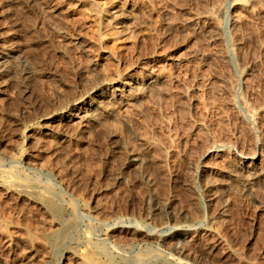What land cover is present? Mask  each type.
I'll list each match as a JSON object with an SVG mask.
<instances>
[{
    "label": "rangeland",
    "instance_id": "374dc122",
    "mask_svg": "<svg viewBox=\"0 0 264 264\" xmlns=\"http://www.w3.org/2000/svg\"><path fill=\"white\" fill-rule=\"evenodd\" d=\"M32 1L0 3V39L23 46L28 63V75L15 66L0 80V264H264V183L254 185V199L227 194L215 239L205 232L216 206L202 186L204 172L216 178L237 170L242 154L259 160L260 147L264 154V9L257 4L249 15L234 0ZM205 11L215 13V40L213 27L197 18ZM234 15L242 17L237 24ZM151 72L160 76L154 93L119 109L126 123L115 117L85 132L64 129L63 143L41 135L44 113L66 114L90 83ZM243 103L261 109L258 121L251 123ZM74 212L67 240L52 250L47 235ZM177 228L187 230L183 245L175 243Z\"/></svg>",
    "mask_w": 264,
    "mask_h": 264
},
{
    "label": "bare ground",
    "instance_id": "6f19581e",
    "mask_svg": "<svg viewBox=\"0 0 264 264\" xmlns=\"http://www.w3.org/2000/svg\"><path fill=\"white\" fill-rule=\"evenodd\" d=\"M0 1H1L0 2L1 4L4 3L5 6H7V7H9V6L17 3V0H11V1H7V0L6 1L5 0L3 1V0H0ZM25 3L27 5H29V6H31L32 3H33V1L32 0L31 1L30 0H25ZM257 4H259L262 7V9H264V0H234L232 6L235 9L240 10V11H242V12L250 15L253 12V8ZM5 14L6 13L2 9H0V19L4 18L5 17ZM214 14H212V13H210L208 11H205V12H201L199 14V16L197 17V18H199L202 21V23H205L206 25H208L210 27H213L212 30H211L212 32H210L209 33L210 35H208L210 39H214L215 38V31L216 30H215V27L214 26L216 24V19L213 16ZM115 18L116 19H120L121 18V14H119L117 12L115 14ZM232 20H233L232 22L234 24H237V23H239L242 20V17H241V15H234ZM236 37H238V36H236ZM240 38L241 37H239V40H240ZM8 40L9 41L11 40V38H9L8 36L5 37V38H1L0 39V80L7 76L8 71H9L10 68H13L15 66L22 67L21 72L19 71L20 73H22L21 76L22 75H28V72H27L28 71V68H27L28 67V63L25 60V58L23 57V51H24L25 48L23 46L15 45L14 44L15 46L14 47L12 46L13 48L11 49V47L9 46L10 45V42L8 43ZM232 40H234V39H232ZM240 42H241V40L239 42L238 41H235L234 43L232 42L233 44L231 45L230 53L232 55H234V57L235 56L236 57L238 56L239 49H237V45ZM7 44H8V46H7ZM237 58H239V56ZM241 60H243V59H240V61ZM245 61L246 60H244V62ZM238 63H239V61H238ZM245 68H246V63H243V62L239 65V69H238V66H237V69L240 70L241 72H243L245 70ZM80 76H81V79L82 80L87 81V79H88V74L87 73L86 74L85 73H82ZM159 81H160V76H158L156 74H153L151 72L148 75L133 76V75H128L127 74V75H123V77H121L120 79H117L116 78L115 80L114 79H112V80L110 79V80H107V81L103 79V80L98 81V82L97 81L92 82V83L89 84L88 87H86L84 89V91H82L83 93L79 97L73 98V99H71V100L68 101V103L66 104V110H65L66 114L65 113L63 114V112L61 113V112L52 111V110H51V112L44 113V115L42 114L43 116L41 117L40 123H39L40 133H41V135L43 137L52 139L56 143H63L68 138V134H67V132L64 129H66V130L72 129V130L77 131L78 133L79 132H85V131H87V130H89L91 128L93 129V127L100 126V124H102V123L104 124V122L107 123V122L111 121L112 119L114 120L115 117L116 118L119 117V119L122 120L123 123H126V119L122 117V113L119 110L120 107L130 106L131 104H134L135 101L139 97L153 94L154 91H155V88H156L155 85ZM2 91H3V88L0 86V94L2 93ZM233 100H236V99H233ZM243 105H244V108L243 109L245 110V112H246L247 116L249 117L251 123H254V121L257 120V118H258V114H259L258 111H260L261 109L259 108V109H257L258 110L257 111V110H255V108H252L253 106L252 107L251 106H248V104H245V103H243ZM263 113L264 112H262V115H263ZM123 116H124V114H123ZM34 123H35V121H34ZM36 127H35V129H36ZM25 128H26V126H25ZM29 133L30 134H28L27 136L25 135V136L29 140L30 139H33L35 137L34 132L33 131H29ZM68 140H70V139H68ZM109 140H111L114 143L116 142V144H117L118 141H119V138L116 135H111V136H109ZM260 146H261V144H260ZM262 146H264V144H262ZM125 147H127V146H125ZM216 148H217L216 146H213V147L211 146V148L208 149L209 151H207V153L209 155H211L215 151ZM260 148L258 150L256 149L257 152H258V156L257 157H260L259 160H257V158H255V154L253 155L251 153L250 154L249 153H247V154L246 153H244V154L241 153L242 155L239 157V160H238L239 161V164L237 165V168H234V169H237L235 171L234 170L221 171L220 174L216 176V178H212L211 176H213V174L211 172H209V171H206V172L203 173V175H204V181H203L202 186H203V192H204V194H203V192H201V193L203 194V196L206 197V201H207L208 206H210V207L216 206L215 207V211H213L214 209L211 208L213 212H210L211 213L210 215H212V213H213V215L211 216V219H210V222H209L210 228L205 232V233H207V234H205L206 236H209L210 238L213 237L212 239H215L216 238V237L214 238V236H215L214 234H216L214 232V228L215 229H217V228L216 227H213V226H215V223H217L219 225L218 222L219 221L222 222L223 216H224V214H226L225 213L226 210H227L226 208L228 207V205H227L228 204V202H227V194L228 193H230V192L233 193L234 190L235 191L237 190L242 195L246 196L247 198H249V197L251 198L252 197V194H253L252 189H253L254 185L256 183H260V182H263L264 183V154L262 155V152H261ZM0 155L2 156L3 154H0ZM139 159L140 158L138 157V155L135 154V153H133L132 150H131V153L128 156L129 163H131L132 165L136 166L138 163L140 164V160ZM246 161H248V163L244 164ZM13 163H15V162H13ZM230 169H232V168H230ZM3 173H1V174L3 175ZM223 175L226 176V179H228V180L233 179L237 183V186H235L236 188H234V185L233 184H232L233 185V188H231L230 185L221 182L220 179L222 178L221 176H223ZM45 184H47V182ZM51 188H52V186L50 187V185L47 184V190H48L49 193H50ZM43 190L44 189L42 188V191ZM49 193H47V194L50 196ZM57 195L58 194H55V192H53V191L51 192V196L54 197L53 199H56L55 197H57ZM32 198L33 197L31 196V199ZM46 198H47V195H46ZM252 198L254 199V196ZM58 199H60V198L58 197ZM37 200L38 199H36V201ZM50 200H51V198H50ZM204 200H205V198H204ZM59 204H60V202H59ZM44 206H46V204ZM47 206L48 207H51L50 205H47ZM58 207H53L51 210H52L53 217L57 218L56 220L59 221L58 214H59V209L60 208L58 209ZM49 209L50 208H48V210ZM168 209H170V207ZM51 210H50V212H51ZM165 211H166V208H165ZM178 213H180V212H178ZM76 214L77 213L74 212V214H73L74 217L72 218V220H71L70 223H61L60 222L61 223L60 229L57 232H55V233H53L51 235H47L48 236L47 239H48V242H49V246H50V248L52 250L59 248L62 244H64V241L67 240L68 231H70V229L73 228L75 226V224H76V221L74 219ZM180 214H182V212ZM183 216H186V215L183 214ZM186 218H187V216H186ZM188 219H187V221H188ZM191 220L192 219H190V221ZM77 222H78V219H77ZM207 224H208V222H207ZM79 225H81V224H79ZM173 232H174V234H173L174 235V239L176 241L175 243H177V242L180 243L181 241L184 242V240H186V238H187V230L182 229V228H180V229L177 228ZM170 234L172 235V233H170ZM145 235H147V234H145ZM87 236L88 235H86V237ZM151 239H149V240H151ZM156 240H158V239H156ZM162 240H164V239H162ZM187 241H186V243H187ZM165 242H167V241H165ZM183 242H181V244ZM155 243H157V242H155ZM167 243H169V242H167ZM170 243H172V242H170ZM96 245L97 244H95V246ZM108 246H109V244H108ZM159 246H160V244H159ZM111 247H112V244H111ZM170 247L171 248L173 247L172 244H171ZM151 248H153V247H151ZM179 248H181V246ZM179 248H177L175 246L174 250L175 249H179ZM97 249L103 255H107L108 254L107 250L104 249L100 244L97 246ZM109 249L111 250V248H109ZM154 249L156 250V248H154ZM141 250H143V249H141ZM112 251H114V250H112ZM184 251H185V249H184ZM116 252H118V251H116ZM138 252H140V251H138ZM183 252L181 254H183ZM130 253H132V252H130ZM148 254H149V252H145L144 254H142L140 256L138 255L139 256V259L138 260H140V257L147 256ZM163 254H165V253H163ZM159 255H161V254H159ZM170 256H172V255H170ZM152 257H153V255H152ZM184 257L181 256V258H184ZM108 259H110V258H108ZM149 259L150 258H148V260ZM164 259H165V257H164ZM169 259H172V258H168V260ZM145 260H147V259H145ZM122 261H126V259L125 260H122ZM134 261L136 263V260H134ZM152 261H154V260L152 259ZM121 262H119V263H121ZM155 262H157V261H155ZM181 262H183V261H181ZM189 262H191V261H189ZM78 263H80V262H78ZM81 263H82V261H81ZM92 263H94V262H92ZM141 263H143V262H141ZM158 263H160V262H158ZM139 264H140V262H139ZM179 264H187V263H184V262L183 263H180L179 262Z\"/></svg>",
    "mask_w": 264,
    "mask_h": 264
}]
</instances>
